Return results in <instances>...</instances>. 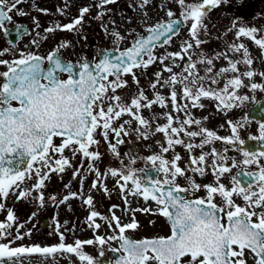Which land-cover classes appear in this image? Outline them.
<instances>
[{"label": "snow or ice", "instance_id": "snow-or-ice-1", "mask_svg": "<svg viewBox=\"0 0 264 264\" xmlns=\"http://www.w3.org/2000/svg\"><path fill=\"white\" fill-rule=\"evenodd\" d=\"M22 0H13L8 6L5 0H0V9L7 8V11L0 10V29L5 28V21H10L9 13L13 10L18 15H25L20 12L17 6ZM226 0H203L202 3H188L186 0H178L183 11L181 18L184 22L191 21L189 35L195 41V47H199L204 41L200 40L201 31L206 32L207 26L205 20L209 8L214 9ZM116 0H102L103 4H113ZM148 0H143L147 4ZM87 7L81 9L80 18L75 19L67 25H57L56 28H48L46 31L52 32L57 28L62 31H73L77 25L82 23V17L87 13ZM171 18L173 13L167 12ZM99 18V17H97ZM179 23L177 20H170L168 23H159L155 27L146 29L150 35L146 38L136 39L133 45L118 55L110 57L106 54L99 62L89 63L83 61L77 65L71 62H64L55 53H50L46 58L34 55L23 54L21 58L12 61H0V64L7 65V71L0 72L3 83H0V198H6L15 189L26 180L31 179L30 173L34 172L36 183L34 187L41 189L45 186V181L49 178L48 173L63 172L70 162L63 156L66 149L72 148L73 155L82 154L83 157L90 161L100 159L98 152L89 151L90 146L97 145L95 133L97 129H103L102 135L105 140L108 139V132L112 131L116 137L121 133L128 135L123 125L119 129L112 127V121L119 119L123 114L132 115L138 121L139 125L145 126L143 133L147 138L151 133L147 130L148 121L139 113L142 107L151 108L154 104L165 107L164 97L156 94L155 99L148 100L143 92L139 93L138 98H133L130 105L121 102V97L115 95L117 88L126 86V82L119 79L123 75L131 74L133 81L136 82L134 69L147 68L157 60L153 55V48L156 42L162 37L163 43L167 44L173 33L175 26ZM6 31V29H5ZM255 28L240 27L237 31V38L247 37L253 40L262 52H264V38H256ZM116 39H121L117 33H113ZM67 44L62 47H67ZM192 44L182 46L184 55L189 56V63L180 74H172L168 80L163 81L164 86L173 87L170 93L173 109L183 111L177 105V93L174 86H182L183 97L192 102L193 107H203L198 103L202 98L218 101V108L230 109L234 106V101H243L247 97L237 95V90L245 86L243 79L249 80L257 75L252 70L238 74L237 65L243 63L251 67L253 61L249 57L247 48L243 44L229 45V49L234 52L243 51L242 60L228 59V66L221 68L215 75L213 72V58L201 56L199 63H205L206 75L199 76L195 71L197 62L192 60L189 49ZM221 54H217L219 58ZM147 59H144V57ZM169 57L183 59L181 53H169ZM167 58V57H165ZM165 58H161L163 63ZM225 58L227 59L226 55ZM47 61L48 67L44 64ZM164 71L171 72L172 69L165 67ZM183 73H187L185 76ZM228 73L236 75L227 79L222 89L205 87V82L209 84H219L221 77ZM60 74H67V79H60ZM264 75V74H261ZM157 83L160 80V74L157 73ZM110 77H117L110 80ZM153 89L157 84L150 85ZM252 90L261 87L257 83L250 85ZM111 91L113 95L108 96ZM110 100L106 110L104 101ZM145 101V103H141ZM16 102L19 107H13L12 103ZM222 106V107H221ZM98 109V111H97ZM135 110V112L133 111ZM168 121L164 126H157L156 132L163 133L166 138L167 147H162V152L167 153L174 145L184 144L181 139H173V135L179 132L190 138L201 137L200 144L187 143L184 146L190 151L194 147L203 148L214 141L224 140L227 144L240 143L237 132L238 126H232V137L222 138L215 132L204 128L200 120L184 119L179 122V128L172 127L173 118L170 115L165 117ZM125 123H129L126 121ZM196 124L199 126L198 131H185L184 125ZM171 134L169 133V130ZM260 136L253 137L264 141V123L259 125ZM61 137L62 143L59 146L54 144V138ZM123 143L118 139L117 144ZM76 145L78 147H73ZM113 154H116V147L109 145ZM52 154H60L59 159H53ZM211 155L213 160V175L217 179L215 186L204 185L203 188L207 195L205 198L194 200L186 199L183 193L198 192L201 185L185 175V170L181 169L177 161L179 155H175L171 161L163 158L162 155H153L147 159L152 162L154 170L162 174L163 178H153L144 180L137 176L135 169H127L125 173H119L117 170H110L113 177L120 176V179L131 183V194L142 196L145 202L151 200L157 207V214L165 217L171 226V235L168 237H159L151 240L133 241L126 235V230H134L139 225L133 217L132 221L127 224H121L120 219L114 214L110 217L109 226L115 222V227L119 230V235L110 236L108 240H117L120 242L119 248H110L113 253L122 252L114 264H248L245 255L246 250L253 256L254 264H264V166L259 167L256 173L245 172L243 181L233 178V187L228 189L224 184L219 183V177L224 173L230 172V168L225 167L222 163L217 165V160H223L215 148L212 149ZM243 164L259 165L261 159H264V151L255 153L244 151ZM207 154H201L198 158H192L191 162L197 165L194 172L201 175L205 169L199 165L205 164ZM26 161L24 169L19 168V163ZM16 163L17 167H12ZM135 163V161H131ZM40 165V167H34ZM232 167H237L233 163ZM41 168L48 171H41ZM89 170L95 171L92 164H89ZM142 171V170H141ZM100 176V173H96ZM179 177H184L188 181L189 187L180 186L176 181ZM244 184L246 186H240ZM93 188L97 187L96 181L93 182ZM257 190H253V188ZM124 185H121L123 192ZM31 193L20 190L17 199H22ZM219 196L223 201V207L218 206L214 201ZM234 196L243 199L247 207H241L235 204ZM76 194H72L75 198ZM43 201V196L38 197ZM53 199H55L53 197ZM69 197H65L66 201ZM64 201H61L63 203ZM85 205L92 206L93 200L88 197L83 201ZM5 206L0 203V209ZM115 207V206H113ZM256 209H262L257 212ZM130 211L150 212V209H129ZM221 214L226 217L227 223L221 222ZM99 217L104 219L97 211H90L87 221L90 227L99 228V224L94 223V219ZM13 212L9 209L5 222H0V239L10 235L9 229L12 228V222L15 221ZM60 226L57 225V228ZM29 233H25L28 235ZM23 237L18 233L15 239ZM61 243L52 247H16L12 248L9 244L0 243V264L3 261L19 259L23 254H54L57 252L75 254L81 262L86 264H99V261L82 251L84 244L92 245L94 243L101 246L105 245L106 240L100 236L95 237V241L88 240L82 242L76 240L73 245H65V237L59 234ZM99 255L104 256L103 247L100 248ZM187 258V259H185Z\"/></svg>", "mask_w": 264, "mask_h": 264}, {"label": "rangeland", "instance_id": "rangeland-1", "mask_svg": "<svg viewBox=\"0 0 264 264\" xmlns=\"http://www.w3.org/2000/svg\"><path fill=\"white\" fill-rule=\"evenodd\" d=\"M5 2L10 6L13 0H5ZM141 3L138 0H116V3L102 5V0H22L17 8L25 15H18L17 11L13 10L11 19L22 20L31 27L30 36L22 43V46L27 45L26 49L39 51L57 47L58 49L62 48L63 52L65 50L77 53L79 50L86 49V46L92 45L93 50L98 46L116 45L120 47L129 39L131 40L134 37L132 31L136 29V23L131 19L140 14L141 11L146 13V22L154 17V12H151L152 9L150 8V0H148L145 8L141 7ZM85 7L89 11L82 17V23L77 25L73 31H62L58 28L52 32L46 31L50 27L56 28L57 25L63 26L72 23L75 19L80 18V11ZM132 28L134 29L131 30ZM65 32L67 33L64 34ZM113 33H117L121 39H116ZM261 35V31L255 33L256 38H261ZM242 38L246 39L247 37ZM32 39H34L33 42ZM64 44L68 46L62 47ZM261 60L260 57H253L251 67L253 65L254 69L255 65L259 67ZM241 66L242 71H246V67H249L243 63ZM134 74L136 76L138 73L135 71ZM129 76L132 75H123L119 79L124 81L125 78L126 81ZM112 78L116 79L117 77ZM134 86L136 85L132 83V87ZM251 94L252 99L255 100V98L264 95V87L251 90ZM109 103L113 102L107 99L104 101L106 106ZM245 103L246 100H244ZM123 115L112 121V127L119 129L123 125L128 135L121 133L120 137H116L112 131H109L108 139L105 140L101 134L103 129H97L94 138L99 143L90 146L89 151L98 152L100 154L99 160L90 161L80 153L74 156L72 148L66 149L63 156L69 160L70 166H66L63 172H49V178L45 181L43 188L36 189L34 187L36 177L35 173L32 172L30 173L32 178L26 179L19 189L12 191L6 198H0V203L5 206L0 209V220L7 223L6 217L9 209L16 218L12 222V228L9 229L10 235L0 239V243L9 244L12 248L52 247L61 243L59 234H63L65 245L74 246L76 240L82 242L95 241V237L98 235L106 240L105 245L84 244L82 251L99 260L101 247H103L105 256H109L108 250L110 248H119L117 240H108L110 236L119 235L115 222H112L111 227L109 226V220L113 214L120 219L121 224L130 223L133 217L135 218L139 226L134 230H126L125 234L136 239L158 237L169 232V226L165 219L157 214L158 206L153 201L145 202L142 196L132 195L130 182L125 184L119 175L113 177L110 174V170L125 173L129 168L138 170L139 166H150L152 162L147 158L157 155L158 151L155 148L154 137H152V141L147 139L144 143L142 142L139 133L145 126L139 125L138 121L125 123ZM146 127L149 130L154 129V127ZM62 139L61 137L54 138V144L59 146ZM118 139L123 140V143L117 144ZM109 145L116 147V154L112 153ZM73 147L78 146L73 145ZM241 156L244 157L242 153ZM52 157L59 159L60 154H52ZM133 160L135 163H131ZM90 163L95 171L89 170ZM34 167H40V165H34ZM41 171L48 170L41 168ZM97 172L100 173L99 177ZM136 174L140 177L139 170ZM62 175H68V182H61ZM94 181L97 183L96 188L92 187ZM121 185H124L125 190L123 192ZM20 190L28 191L31 194L25 198L17 199ZM73 193L76 194L75 198H72ZM40 196H43V201L38 199ZM65 197H69V199L65 201ZM88 197L93 200L92 206L83 203ZM61 201L64 202L61 203ZM235 204L244 207L242 202H235ZM137 208H147L151 211L133 212L129 210ZM93 210L104 217V219L99 217L94 219V223L100 225L98 229L90 227L87 221L90 211ZM261 210L256 209L257 212ZM43 215L48 218L46 226L40 222V217ZM57 225L60 227L57 228ZM18 233L23 237L22 239H15ZM25 233L29 234L25 235ZM59 254L56 256L40 253L24 254L23 257L15 261L5 259L3 264H86V262H81L75 254L62 251ZM245 255L248 264H254L252 254L246 250ZM109 261L110 264H114L111 256H109Z\"/></svg>", "mask_w": 264, "mask_h": 264}, {"label": "flooded vegetation", "instance_id": "flooded-vegetation-1", "mask_svg": "<svg viewBox=\"0 0 264 264\" xmlns=\"http://www.w3.org/2000/svg\"><path fill=\"white\" fill-rule=\"evenodd\" d=\"M138 1L142 2L141 5L143 4L142 0ZM186 2L202 3L203 0H186ZM145 7L146 4L142 6V8ZM150 8L152 9L151 12H154V17L150 18L147 22L145 16L146 13L143 11H141L142 13L139 12L140 14H137L135 18L131 19L136 23L135 31L133 30L134 28L131 29L133 30V36L143 32L148 26L169 19L167 16V12L169 11L173 13L171 18H179L181 22L183 21L181 18L183 9L179 5L178 0H150ZM20 21L21 20L19 19L13 20L6 25L12 28L15 23ZM205 24L207 26V31H201L202 33L199 35L200 40L204 42L197 48L195 47V41L189 35L191 21H183L180 28L176 31L175 35L171 37L167 44L162 43L154 48L153 55L157 57V60L147 68H138L134 70V72L136 71L138 73L135 76L136 82L133 81V76L126 78V81L124 78L126 86L117 88L114 93L115 95L121 97V102L125 105H130L131 100L133 98H138L140 92H143L144 96L148 100L155 99L156 94L164 97V103L166 105L165 107H161L159 104H154L151 108L142 107L139 113H137L148 121L147 126H150V128L154 127V129H147L148 132L151 133L147 136V138H144L143 135L145 128L139 134L141 135L143 143L147 139L152 141V137H154L155 148L158 150L157 155H162L164 159L171 161L175 155H179L180 160L177 161L178 166L185 170V175L187 177L193 179L195 183L201 185V189L198 192L183 193L182 195H184L185 198H205L207 193L203 186L216 185L217 179L213 175L212 167L214 157L211 155L213 148H215L221 156L225 157L223 160H217V165L222 163L225 167L230 168V172L224 173L219 177V183L224 184V186L228 189L233 186L234 173L238 169L254 170L264 166V159L260 160L259 165L243 164L245 157H240V154H243V151L239 149L238 143L230 145L225 143L224 140L214 141L212 144L205 145L203 148L194 147L189 151L184 145L187 143L200 144L201 137L197 136L195 138H190L186 136L184 132H179L173 135L174 140L181 139L184 141V144L174 145L167 153L162 152V147H167L168 145L165 135L163 133L156 132V128L157 126H164L168 123L167 119L165 118L166 115H170L173 118L172 127L179 128L181 126L179 122H182L184 119L200 120L204 128L215 132L216 135L222 138H229L232 137L231 127L238 126L237 132L240 140L249 139L251 141H260L259 139H253V137L260 136L259 125L264 122L251 119L247 115V110L252 104V89L250 85L252 83H257L264 87V75H261L264 74V72L255 71L253 66L251 68L246 67V71L252 70L257 73V75H254L250 80L242 76L241 78L243 79L245 86L237 90L238 96L247 97L245 104L244 100L234 101V104L239 106L221 110V108H218L217 106L219 103L218 101L202 98L198 103L202 104L203 107H193L192 102L183 97L182 86L177 84L174 86L177 93L176 103L184 110L176 111L173 109L170 98V93L173 90V87L164 86L163 81L168 80L172 74L182 73L185 66L189 63V56L184 55L182 52V46L186 45V43L193 45V47L189 49V53L191 54L192 60L197 62L195 71L199 76L206 75L205 70L207 67L205 63L198 62L201 56L205 58H213V72L210 74L213 76L221 68L228 66V59L234 61L242 60V50L241 52L237 53L229 49L228 46L233 44H243L247 48L249 57L252 60L253 57H260L262 59L260 61V65H262V62H264V52H262V50L254 44L253 40L249 38L243 39L242 37L239 39L237 38V31L240 27L249 29L255 28L257 31H261V38H264V0H226V2H222L216 8L208 9ZM29 36L30 35L22 36L16 42V44L12 46L7 41L5 30L0 29V61H8L11 63L14 60L20 59L21 53L25 55L29 53L35 54L36 51L26 49V44L22 46L24 40ZM33 41L34 39H32V42ZM100 48H103V46H98L97 48H94V50L92 49V45L86 46V49L81 51L79 50L77 53L65 51L64 49L63 52L61 50L62 48L55 50L65 59H69L74 63H78L82 59H94ZM50 50L51 49L39 50V54L46 56ZM169 53H181L184 58L174 59L168 56ZM217 54H221L219 58H217ZM225 55L227 59L225 58ZM161 58H165L163 63L160 62ZM144 59H147V57L145 56ZM166 66L171 68L172 71H164ZM237 68L238 74L245 72L242 71L241 63L237 65ZM6 70L7 65L0 64V72H4ZM262 70H264V67H262ZM157 73L160 74V80L158 83L156 76ZM183 75L187 76L188 74L183 73ZM234 75L236 74L228 73L224 77L219 78V84H209L208 82H205V87L210 86L212 88L222 89L226 84L227 79ZM66 76L67 74H60V79H64ZM109 79L113 80L112 77ZM0 83H3L2 77H0ZM132 83L136 86L132 87ZM153 83L157 84L155 89L150 86ZM119 89H121L120 92H118ZM111 94L113 93L109 91L108 96ZM141 103L143 104L145 101H142ZM103 106L104 108L107 107L105 104ZM133 111L135 112V110ZM123 116L125 122L136 121L132 115L124 114ZM184 129L185 131H198L199 126L196 124L184 125ZM168 131L171 134L170 129ZM202 153L207 154L205 164L199 165L205 169L203 175L193 171L197 165H194L191 162L192 158H198ZM233 163H235L237 167H232ZM150 172L151 171H143L145 174ZM150 174H152V172ZM154 178L163 177L162 174H158L155 171ZM176 182L182 187H189L188 181L184 177H179ZM253 190L255 191L257 189L254 187ZM233 199L234 202H242L244 207H247L241 197L234 196ZM214 202L220 207L224 206L223 201L219 196L215 198ZM221 215L222 217L224 216L223 214Z\"/></svg>", "mask_w": 264, "mask_h": 264}, {"label": "water", "instance_id": "water-1", "mask_svg": "<svg viewBox=\"0 0 264 264\" xmlns=\"http://www.w3.org/2000/svg\"><path fill=\"white\" fill-rule=\"evenodd\" d=\"M151 33H146L144 36H140V37H138L137 39H139V38H146V36L147 35H150ZM136 40V39H135ZM161 40H163V37L161 38ZM160 40V41H161ZM160 41H157L156 43H158V42H160ZM135 42V41H134ZM133 42V43H134ZM129 48V47H128ZM127 49V48H126ZM126 49H123V50H115V49H112V48H110V49H108V50H103L102 52H101V54H100V59H102L106 54H108L110 57H113V56H115V55H118L119 54V52L120 51H124V50H126ZM99 59V60H100ZM19 107V106H18ZM249 114L252 116V117H255V118H259V117H264V99H260V100H258L255 104H254V106L249 110ZM262 144L264 143V141H262L261 142ZM264 145V144H263ZM241 147L242 148H249L250 146L248 145V144H245V142L243 143V144H241ZM263 150V149H262ZM19 168L22 170V169H24L25 167H26V161L25 162H23V163H19ZM12 167H17V164L16 163H14L13 165H12ZM252 173H256V172H252ZM46 222V220H43V223H45ZM130 240H133L130 236H128V235H126ZM146 240V239H145ZM147 240H151V239H147ZM133 241H135V240H133ZM141 241V240H140ZM119 245H120V242H119ZM112 254H113V256H114V261H115V259L118 257V256H120V255H118L117 253H113V252H111ZM105 261V259L104 258H102L101 259V264L103 263Z\"/></svg>", "mask_w": 264, "mask_h": 264}, {"label": "bare ground", "instance_id": "bare-ground-1", "mask_svg": "<svg viewBox=\"0 0 264 264\" xmlns=\"http://www.w3.org/2000/svg\"><path fill=\"white\" fill-rule=\"evenodd\" d=\"M53 255L56 256V255H60V254H59V252H57V253H54ZM20 257H23V255H21ZM20 257H19V258H20ZM15 260H17V259H13L12 261H15ZM84 264H85V263H84Z\"/></svg>", "mask_w": 264, "mask_h": 264}]
</instances>
